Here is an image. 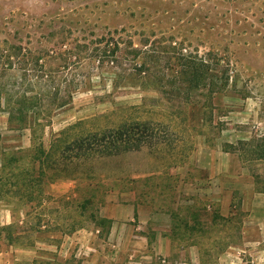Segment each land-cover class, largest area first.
<instances>
[{"label": "rangeland", "instance_id": "374dc122", "mask_svg": "<svg viewBox=\"0 0 264 264\" xmlns=\"http://www.w3.org/2000/svg\"><path fill=\"white\" fill-rule=\"evenodd\" d=\"M0 100V264H264V0H0Z\"/></svg>", "mask_w": 264, "mask_h": 264}, {"label": "trees", "instance_id": "16d2710c", "mask_svg": "<svg viewBox=\"0 0 264 264\" xmlns=\"http://www.w3.org/2000/svg\"><path fill=\"white\" fill-rule=\"evenodd\" d=\"M143 105H146L144 100L134 106H116L104 115L105 124H97V118L94 121L90 120L89 126H82V122H77L69 126L67 129L70 132L65 131V138H60L58 141L65 143L70 141L68 146L70 151L73 149L78 151L75 158L84 160L95 156H121L139 150L156 139L154 129L149 122L138 119L128 120V110L132 109L134 114H139V110L144 109ZM110 116L120 118L115 121L109 118ZM72 136L75 137L69 140Z\"/></svg>", "mask_w": 264, "mask_h": 264}]
</instances>
